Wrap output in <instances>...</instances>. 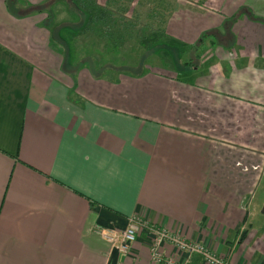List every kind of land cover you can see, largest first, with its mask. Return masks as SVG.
Listing matches in <instances>:
<instances>
[{
    "label": "crops",
    "instance_id": "1",
    "mask_svg": "<svg viewBox=\"0 0 264 264\" xmlns=\"http://www.w3.org/2000/svg\"><path fill=\"white\" fill-rule=\"evenodd\" d=\"M65 1L0 0V264H151L147 234L123 255L96 233L132 217L264 264V0L185 1L181 60L119 76L67 72Z\"/></svg>",
    "mask_w": 264,
    "mask_h": 264
},
{
    "label": "trees",
    "instance_id": "2",
    "mask_svg": "<svg viewBox=\"0 0 264 264\" xmlns=\"http://www.w3.org/2000/svg\"><path fill=\"white\" fill-rule=\"evenodd\" d=\"M68 1L78 11L79 24L76 32L73 31L75 35L73 39L76 40L69 43L63 39L64 37L53 40L56 41V50L65 58L68 57L67 72L76 67L73 64V55L70 54L71 45L95 46L98 41L102 40L105 44L120 48L126 41L135 40L137 46L145 50L148 55H158L159 52L168 53L167 50H171L172 53L176 52L173 45L177 43L166 34L165 28L170 15L177 7V0ZM50 31L53 38L54 30ZM82 37L85 38L81 39ZM180 47L177 51L179 54H181ZM88 59L89 62H93L91 57ZM171 62H173L172 59ZM81 65L86 68L88 63L81 61Z\"/></svg>",
    "mask_w": 264,
    "mask_h": 264
},
{
    "label": "rangeland",
    "instance_id": "3",
    "mask_svg": "<svg viewBox=\"0 0 264 264\" xmlns=\"http://www.w3.org/2000/svg\"><path fill=\"white\" fill-rule=\"evenodd\" d=\"M189 2L188 0H177V7L174 9L172 16L179 10L180 5H182L184 2ZM63 5V12L66 13L65 21L59 26H51L52 30H54V36L53 40L58 39L59 37H64L65 41L67 43L71 41H75L76 39H73L74 32H76V27L79 24V21H77L78 11L76 8L70 4L68 0L65 1V3H62ZM135 6V4H134ZM50 12V11H49ZM63 12L61 10V15H63ZM175 12V13H174ZM174 13V14H173ZM80 18V17H79ZM53 19V18H52ZM170 20V19H169ZM64 24L66 26H64ZM61 30H60V29ZM63 28V29H62ZM166 31V28H165ZM85 38V37H84ZM83 37L81 39H84ZM101 41V42H100ZM98 41L97 45L92 46L90 44H87L86 47H81L76 45H71V52L70 54L73 55L74 58L73 64L74 65H80L79 63L81 61H86L88 63V66L86 68H90L92 66V62H89V57L93 54L96 58V60L93 65L95 68H103L105 70L112 69L114 72L113 74L115 76L123 75H132L135 73H140L142 71H164V72H170V66L167 64L173 66L174 60L178 59L181 60V55L179 54L178 45L174 43L173 48L176 49V52H173L171 50H167L166 52H159L158 55H148L145 50H141V47H138L137 42L135 40L126 41L122 47H112L111 45L105 44L102 42V40ZM181 48V47H180ZM182 49H180L181 51ZM184 51H181L183 53ZM173 62H171V59ZM68 58V57H67ZM173 63V64H172ZM162 65L167 66L165 69ZM112 73V72H111ZM107 74V73H106ZM113 74H108L109 77ZM264 207V204H262L258 209V216L263 217L261 215L262 209Z\"/></svg>",
    "mask_w": 264,
    "mask_h": 264
},
{
    "label": "built area",
    "instance_id": "4",
    "mask_svg": "<svg viewBox=\"0 0 264 264\" xmlns=\"http://www.w3.org/2000/svg\"><path fill=\"white\" fill-rule=\"evenodd\" d=\"M96 233L105 240L113 249L120 254L128 255L131 245L141 233L151 238L149 256L151 264H183L177 261L174 256L166 255L165 246H170L178 254L197 256L204 264H229L222 258L210 253L200 244L185 240L182 236L148 224L138 217H132L123 230L98 228Z\"/></svg>",
    "mask_w": 264,
    "mask_h": 264
},
{
    "label": "water",
    "instance_id": "5",
    "mask_svg": "<svg viewBox=\"0 0 264 264\" xmlns=\"http://www.w3.org/2000/svg\"><path fill=\"white\" fill-rule=\"evenodd\" d=\"M262 213L264 214V207H263V209H262Z\"/></svg>",
    "mask_w": 264,
    "mask_h": 264
}]
</instances>
